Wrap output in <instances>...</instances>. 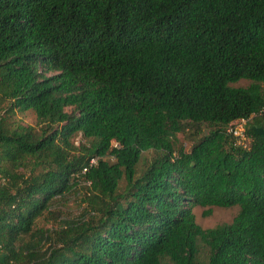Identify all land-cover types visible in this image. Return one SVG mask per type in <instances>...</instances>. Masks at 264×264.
<instances>
[{
  "label": "trees",
  "instance_id": "1",
  "mask_svg": "<svg viewBox=\"0 0 264 264\" xmlns=\"http://www.w3.org/2000/svg\"><path fill=\"white\" fill-rule=\"evenodd\" d=\"M262 115L264 0H0V264H264Z\"/></svg>",
  "mask_w": 264,
  "mask_h": 264
},
{
  "label": "rangeland",
  "instance_id": "2",
  "mask_svg": "<svg viewBox=\"0 0 264 264\" xmlns=\"http://www.w3.org/2000/svg\"><path fill=\"white\" fill-rule=\"evenodd\" d=\"M249 80H241L234 85H240V86H247L249 84ZM259 117V116H258ZM262 119L264 120V116H261ZM14 119L21 121L24 124H30L34 125L36 123V115L33 110H27L23 112H16ZM252 121V120H246L245 123L241 121L235 122V126H241L240 124L242 123L243 128L246 129L247 124ZM195 131H193L192 128L187 127L186 130L183 132L179 133L177 135V138L175 139V145L176 147H179L180 145H184L188 147L191 142L193 141V136H195ZM238 142H244L248 143L249 139L245 136H238ZM75 143L78 144L81 140L85 141V139L80 135H76L74 138ZM157 155V152L153 149H150L148 151L143 152V156L141 158V161L137 165V170L138 174H141L146 167L150 164L152 159ZM124 180L121 182V187L124 185ZM83 191L79 190L75 193H70L68 197L66 198L65 201L61 202L59 206L61 207L64 212H67V215L71 216H78L80 215L82 208L84 206L83 202L81 201V197L83 195ZM207 207H201V206H196L194 207V212L196 215V220L197 222L203 227V228H208V227H214L218 224L224 223V222H230L232 219L235 217V215L238 213L239 206H233L229 208L225 207H219V206H213L212 207V212L209 215H204V210H206ZM42 224H52L51 222L47 223L45 220L42 219L41 221ZM201 248H202V259H205L204 257L207 256V248L204 244L201 243Z\"/></svg>",
  "mask_w": 264,
  "mask_h": 264
},
{
  "label": "built area",
  "instance_id": "3",
  "mask_svg": "<svg viewBox=\"0 0 264 264\" xmlns=\"http://www.w3.org/2000/svg\"><path fill=\"white\" fill-rule=\"evenodd\" d=\"M241 122L245 123L246 122V119H242L240 120ZM241 126H235V124H233L230 128H229V131L233 132L235 135L237 136H245V129L243 128V125L242 123L240 124ZM239 138V137H238ZM115 145L117 146L118 144L115 143ZM97 161V158H93L91 159L90 161V164H95ZM84 170H87V168H85Z\"/></svg>",
  "mask_w": 264,
  "mask_h": 264
}]
</instances>
